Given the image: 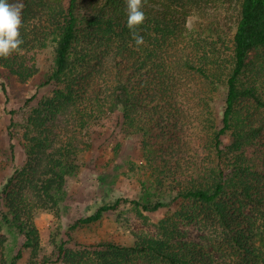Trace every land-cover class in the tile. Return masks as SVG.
<instances>
[{
    "label": "trees",
    "instance_id": "16d2710c",
    "mask_svg": "<svg viewBox=\"0 0 264 264\" xmlns=\"http://www.w3.org/2000/svg\"><path fill=\"white\" fill-rule=\"evenodd\" d=\"M23 2L21 51L0 58L2 93L11 79L28 85L50 45L54 66L40 89L56 88L37 107V95L25 104L26 162L0 192V250L6 233L24 242L7 259L1 253L0 264H18L25 250L32 264H264V0H143L141 46L127 27L125 0ZM221 96L219 127L213 105ZM113 119L148 151L161 150L152 162L172 177L176 194L169 202L120 198L69 227L68 241L127 206L146 225L144 213L175 212L132 247L72 249L62 240L39 263L35 217L64 202L79 154L94 145L84 131Z\"/></svg>",
    "mask_w": 264,
    "mask_h": 264
},
{
    "label": "rangeland",
    "instance_id": "374dc122",
    "mask_svg": "<svg viewBox=\"0 0 264 264\" xmlns=\"http://www.w3.org/2000/svg\"><path fill=\"white\" fill-rule=\"evenodd\" d=\"M191 27V23L188 24ZM36 62V76L28 85H22L11 79L7 96L0 87V192L7 180L17 168H22L26 162L25 143L22 137V124L26 114L30 111L25 104L34 95L36 100L31 104L37 107L40 101L50 97L56 87L40 89L51 75L55 45L44 50ZM7 70H3L6 75ZM53 88V89H52ZM214 111L218 117L220 127L221 113L224 106L223 96L216 99ZM11 112H16L17 126L13 138L9 137L8 127L11 123ZM113 119L111 123L102 122L101 125L84 131V142L92 143L93 148L84 149L77 159V170L65 181V200L56 212H41L34 223L40 236V246L37 259L42 262L53 258L56 247L62 240L68 242V247L77 249L80 246L94 245L111 241L132 247L140 234L154 232L152 226L170 218L176 207L166 208L156 213H144L148 224L140 220L139 213L131 206L119 209L114 213H107L104 217L89 225L81 226L73 231L71 241H68L67 231L78 220L87 218L102 206L113 204L120 198L143 201L148 196L151 201L172 198L173 184L170 175H163L161 169H156L152 160L159 156L161 150L152 152L144 147L143 139L138 136L127 137L117 128ZM189 132H185V140H189ZM229 140H225L227 144ZM173 196V195H172ZM6 248L1 253L5 258L16 254L24 242L22 236L16 233H6ZM2 251V252H1ZM34 255L31 250H25L23 259L18 264H32Z\"/></svg>",
    "mask_w": 264,
    "mask_h": 264
},
{
    "label": "clouds",
    "instance_id": "9594fccd",
    "mask_svg": "<svg viewBox=\"0 0 264 264\" xmlns=\"http://www.w3.org/2000/svg\"><path fill=\"white\" fill-rule=\"evenodd\" d=\"M127 27L133 35L137 46L144 43L143 36L137 33L138 26L145 20L143 0H125ZM23 0H0V58H8L12 53L21 51L23 39L20 34L22 26Z\"/></svg>",
    "mask_w": 264,
    "mask_h": 264
}]
</instances>
